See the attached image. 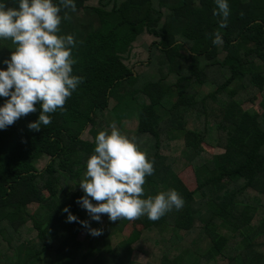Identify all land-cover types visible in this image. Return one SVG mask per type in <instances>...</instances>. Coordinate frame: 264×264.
<instances>
[{
    "label": "trees",
    "instance_id": "trees-1",
    "mask_svg": "<svg viewBox=\"0 0 264 264\" xmlns=\"http://www.w3.org/2000/svg\"><path fill=\"white\" fill-rule=\"evenodd\" d=\"M75 5L59 34L74 36L82 82L39 131L27 127L38 105L0 130V264H141L134 249L143 264H264V0H229L223 28L213 0ZM14 47L0 39V67ZM256 94L261 112L244 109ZM113 124L154 162L144 196L175 189L184 200L137 218L117 243L131 220L97 222L76 203L95 136ZM203 143L223 152L206 157ZM188 166L193 190L178 175ZM65 206L102 234L67 222Z\"/></svg>",
    "mask_w": 264,
    "mask_h": 264
},
{
    "label": "clouds",
    "instance_id": "clouds-1",
    "mask_svg": "<svg viewBox=\"0 0 264 264\" xmlns=\"http://www.w3.org/2000/svg\"><path fill=\"white\" fill-rule=\"evenodd\" d=\"M213 15L226 27L230 16L229 0H213ZM18 6H8L0 0V39H11L15 46L0 67V130L29 113H39L27 127L39 131L51 123L57 109H63L67 98L82 82L74 74L76 60L72 49L76 41L72 34H59L62 19H68L62 9L75 10V0H16ZM213 43H222L221 35L213 33ZM154 173V162L146 158L136 138L123 135L115 124L110 130H100L94 140L93 152L85 161V171L77 182L82 191L76 203L86 210L91 220L100 222L103 215L110 221L120 218L135 220L147 216L158 220L173 209L180 210L183 197L175 190L144 196L145 177ZM95 201V203L93 202ZM67 222H79L93 236L102 229L91 227L65 206Z\"/></svg>",
    "mask_w": 264,
    "mask_h": 264
},
{
    "label": "rangeland",
    "instance_id": "rangeland-1",
    "mask_svg": "<svg viewBox=\"0 0 264 264\" xmlns=\"http://www.w3.org/2000/svg\"><path fill=\"white\" fill-rule=\"evenodd\" d=\"M133 46H134V51H139L142 48V47H140V48L135 47V44ZM140 53L141 54H139L138 56L139 57L141 56V58H143V53L141 51H140ZM141 67H144V66H141ZM260 101H261L260 94H256L253 97H251L250 99L245 100L242 103V106L244 109H255L256 111L261 112ZM202 146L205 149L204 154L206 155V157H209L212 154H217V153L223 152V149L220 147H217V146L215 147V146L207 145L204 143ZM178 175L190 190H193L196 187V178H195L194 172L191 169V167L188 166V167L182 168ZM138 220L139 219L131 220L127 224H125L122 228V231L114 239L113 243H117L118 241H121V240L123 241V239L129 234V232L132 229L141 228V225L139 224ZM78 238L83 239L84 233L80 232L78 234ZM131 259L137 263L139 262V263L143 264V263H145V261L147 259V255L138 249H134L131 252Z\"/></svg>",
    "mask_w": 264,
    "mask_h": 264
}]
</instances>
